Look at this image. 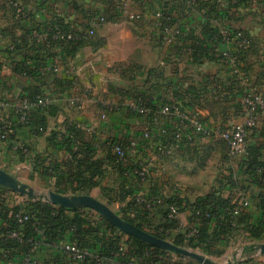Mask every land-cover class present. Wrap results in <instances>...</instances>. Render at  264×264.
<instances>
[{"label":"crops","instance_id":"1","mask_svg":"<svg viewBox=\"0 0 264 264\" xmlns=\"http://www.w3.org/2000/svg\"><path fill=\"white\" fill-rule=\"evenodd\" d=\"M3 2L4 0H0V100H8L10 104L0 108V121L9 115L13 104L31 96L36 87L40 88L51 98L46 110L49 112L51 107H55L57 111L54 116L48 115L46 111L43 132L36 133V128L29 127H20L17 130L16 138L27 143L32 152L51 155L58 160L65 158L67 154L64 151L49 146L47 137L52 131L62 132L66 126L72 125L83 131V137L93 146L96 158L105 159L110 154L111 145L115 143L125 147L130 163L146 166L147 178L143 182L131 173L127 163L123 164L125 169L121 174L107 166L101 180L102 186L119 189L120 185H125L135 189L134 195L147 194L150 188L158 187L164 195L174 192L182 194L180 187L168 192L164 190L165 185L163 187L161 183L164 181L163 175L166 171L165 162L173 160L179 152L190 147H193L191 149L194 152H200L203 144L199 143H203L204 140L209 143L212 141L210 137H200L204 140L198 138L190 147L176 150L169 156L157 155L154 146L158 142V131L163 127H173L175 120L170 115L162 114L159 109L151 117L129 110L128 103L133 101L134 91L152 92L151 102L156 107L160 105L159 100L178 101L186 107H195L204 125L212 129L228 128L241 123L244 119L243 95H237L233 106L230 99L224 102L226 97L231 98L229 89L243 87L244 91L247 87H252L264 96L263 3L234 5L233 0H201L200 4L206 5L210 11L205 17L200 15L197 8L188 11L184 4L176 0H166L163 6L170 7L178 15L177 29L180 32L176 39L167 42L159 38L153 26L150 0H138L136 5L129 6V12H138L142 15V19L137 22L129 21L126 13L120 11L116 0H25L28 10V18L25 20L17 17ZM97 15L105 16L106 21L95 26L93 36L84 35L83 43L72 55L65 53L62 47L56 45L44 53L35 52L30 46L22 45L16 50L12 49L15 43L18 44L20 39L24 38L29 28L49 26L54 22L82 25ZM223 27L244 30L252 36L254 42L248 56L240 62L239 73L233 78V82L231 79L233 73L230 70L224 71L215 59L206 58L202 63L193 62L187 47V44L192 43L189 37L203 39L206 33H212L214 37ZM221 47L230 48L231 45L221 44ZM36 53H39V59L44 55L48 56L49 62L59 66V71L52 72L48 69V64H43L39 67L35 79L23 77L13 71L11 64L13 59ZM73 95L85 96L87 102L83 108H76L68 103V97ZM217 100L221 101L223 106L220 111L215 112L212 105ZM109 107H113L111 112L106 111ZM103 113L106 114L104 118ZM146 129L150 132L148 138L143 135ZM263 129L264 109L258 114L254 135H249L248 142L260 139ZM20 156L17 150L12 148V142L0 140V169L8 172L5 165L16 169L26 168L41 179L32 171L28 159H21ZM238 164L237 161L236 169ZM224 174H228V171ZM13 175L20 179L16 174ZM53 184L54 179H49L46 183L48 188L42 192L54 191ZM6 189L7 191H0V228L5 225L6 213L12 212L17 206L23 207L25 201H30ZM98 193L99 189L95 188L91 196L98 199ZM227 194L226 191L225 195ZM243 197L249 200V195ZM115 204L119 208V204ZM113 205L110 208L114 211ZM135 214L134 211H129L131 217ZM189 215V211L185 210L177 217L180 227L185 230L191 226ZM95 218L96 230L91 234L99 238L118 234L123 254L129 261H134L136 257L130 251L132 249L130 236L122 231L107 229V221L100 215ZM154 232L161 233L162 229L158 228ZM28 239L31 251L36 253L39 264H77L68 260L61 252L60 245L66 241L67 236L57 243L43 239L35 241L32 238ZM95 241L90 239L88 244L92 245ZM260 243L264 241L242 242V238H239L230 242L222 253L225 254V251L228 253L225 260L223 259L227 260L224 264L231 262L232 259L236 264L247 260L264 264V254L256 249ZM89 245L84 249L94 255L98 264L118 261V256L109 258L99 256V241L92 246ZM247 246L251 248L245 249ZM240 248L243 249L241 252ZM157 260L154 264H199L193 259L173 253H170L168 258L159 257ZM0 264L16 263L11 257L6 258L4 254H0Z\"/></svg>","mask_w":264,"mask_h":264},{"label":"trees","instance_id":"2","mask_svg":"<svg viewBox=\"0 0 264 264\" xmlns=\"http://www.w3.org/2000/svg\"><path fill=\"white\" fill-rule=\"evenodd\" d=\"M197 1L199 5H202L200 4L202 3L201 0ZM233 2L235 3L234 5L251 3L250 0H233ZM257 3L264 4V0H257ZM55 26H58L63 31H72L80 36L82 35L79 39L68 43L54 41L56 46L62 47L63 51L69 55H72L75 49L83 43L82 33L89 27L88 23L66 25L54 22L49 26L29 28L26 30L24 38L20 39L18 44L15 43L12 49L16 50L22 45L30 46L35 52L44 53L51 50V48L47 49L40 45H30L28 35L34 29H42L51 33ZM78 28L80 30H77ZM246 33L250 35L248 32ZM189 39L192 40V43L187 44V47H189L193 62L202 63L206 58L218 60L213 53V47L221 45L219 32L214 37L212 33H206L203 35V39H196L193 36L189 37ZM253 43L251 36L250 45L245 49H239L231 53V56L240 64L253 48ZM38 54H25L20 56V58L13 59L11 63L13 71L21 76L25 73L28 78L35 79L38 75L39 67L50 63L48 56L44 55L43 58L39 59ZM222 69L224 71L230 70L228 67H222ZM238 73L231 75L232 82ZM242 89L239 87L235 88L236 91L234 88L229 89L231 90V98L226 97L224 102L230 99L233 106L237 95H244L249 87L244 89V91ZM40 93L42 94L43 91L36 87L31 96L26 97V100L32 101ZM152 95V92L148 90H136L133 93V96H135L133 102L144 106L147 109L146 114L150 117L156 110H160L162 104L171 103L170 101L159 100L158 104L160 105L156 107L151 102ZM47 107H35L31 110L29 123L27 124L15 123L14 121L15 135L8 140L12 142L20 127L36 128V133L43 132L46 124L44 114L47 111ZM56 111L55 107H51V110L47 112L48 115L54 116ZM106 111L111 112L108 109ZM13 113L12 110L9 113L12 118H14ZM2 127L3 124L0 123V132ZM163 128L170 131L173 130V127ZM161 129L158 131V140L162 139ZM252 131L249 134L250 136L254 135V131ZM198 138L200 137H196L195 140ZM47 141L49 146L55 150L64 151L67 154L66 157L58 160L51 155L32 152L27 143L26 153H21L18 150L17 152L21 155V159H28L32 171L37 173L43 181L47 183L49 179H54L52 188L59 194L92 195V190L98 188L97 198L104 201L109 207L118 203L120 216L124 220L159 238L170 240L179 246L186 245L196 248L209 256L222 255L229 243L237 241L239 238H242V242L244 240L251 242L264 241V131L262 137L257 139L256 142H247L245 153L238 157L241 159L238 160L237 171L234 172L233 168L228 167V174L225 175L223 173L222 177L217 179L209 191L203 195L191 200L179 192L164 195L158 189L159 187L150 188L148 192L150 195L156 194L160 196V202L155 203L151 210L145 208V202L138 203L136 195H134V188L120 185L119 189H113L101 184L107 166L112 167L121 174L125 169L123 164L127 163L129 170L134 175L133 171L136 167H139L138 163L133 164L129 160V163L117 162L111 150L105 159L96 158L93 146L83 137V131L72 125L66 126L62 132L52 131L47 137ZM192 142L194 141L184 140L181 149L190 147ZM0 191H7V189L0 186ZM226 191L228 192L227 195H225ZM248 195L250 207L242 208L239 204V198ZM171 206L176 208L178 214L185 210L189 211V225H191L189 228L187 227L185 230L180 227L178 216L176 218L169 216ZM19 210H24L28 215V220L18 223L14 217L8 219L9 213H6L4 215L5 225L0 228V246L2 250L0 254H4L6 258L11 257L14 262L20 260L24 254L31 252V243L28 238H32L33 241L43 239L47 242L57 243L59 240L64 239L65 236H67L66 241L74 242L82 249L89 245L88 240L90 239L96 240L95 243L99 241L98 254L100 257L118 256V261L115 260L114 263L108 264H127L129 262L125 254H123V250H119L120 240L118 234L107 238L104 236L99 238L91 234L96 230L97 221L95 217L99 216L91 209L85 207L65 208L48 202L30 200L25 201L23 207H15L12 213L14 214ZM129 211H134L136 213L135 216L131 217ZM106 225L107 229L110 228L112 231L121 232L108 222ZM158 228L162 229L161 233L154 232ZM192 228H196L197 233L188 236ZM12 232H16L18 236L12 237L10 235ZM129 241L132 247L130 251L137 261L150 264L152 262L154 264L159 257H170V253L167 251L150 246L134 237L130 236ZM62 254L67 258L64 253ZM60 256L62 257V255ZM79 264L98 263L94 257L87 256L84 262ZM239 264L256 263L247 260Z\"/></svg>","mask_w":264,"mask_h":264},{"label":"built area","instance_id":"3","mask_svg":"<svg viewBox=\"0 0 264 264\" xmlns=\"http://www.w3.org/2000/svg\"><path fill=\"white\" fill-rule=\"evenodd\" d=\"M116 1L117 5L120 7V11L126 13L130 22H137L142 19V15L140 13L128 11L129 6L136 5L138 0ZM165 1L166 0H150L151 17L153 26L157 30L159 38L163 41L171 42L180 34L179 30L177 29L179 17L170 7L163 6ZM176 1L184 4L188 11L197 8V11L200 13V15L205 17L208 15V7H206V5H199L197 0ZM250 2L252 4H256L257 0H250ZM3 4L10 7L14 11V14L20 19L25 20L28 18V10L25 6V0H4ZM105 21L106 18L103 15L91 17L88 21L89 27L87 30H85V32L82 33L83 36H93L95 26ZM77 30H80V28ZM81 36L72 31H63L58 26H55L53 28V32L51 33H48L42 29H34L29 33L28 39L30 45H40L48 49L55 45L54 41L68 43L70 41L79 39ZM219 39L221 44H229L231 47L222 48L221 45H215L213 47V53L218 59L217 62L222 67H228L231 73H238L240 64L235 61V59L231 56V53L239 49L247 48L251 43V36L241 29L223 27L219 30ZM48 69L52 72H58L59 66L56 63L50 61L48 64ZM22 76L27 77L25 76V73H23ZM67 100L71 106L76 108H83L87 102V99L84 95L69 96ZM50 102L51 98L43 92L42 94L40 93L36 95L35 99L32 101L23 99L13 104L12 111L14 112V118L10 117L11 115H8L0 122L3 124L2 131L0 132V140H8L11 138V136L15 135V128H13L14 121L15 123H29L30 111L35 107H47ZM8 104H10V101L0 100V108ZM242 105L244 108V119L241 123L224 129H212L204 125L195 107H186L178 101L162 104L159 111L164 115L172 116L175 120V124L172 131L166 130L165 128L161 129L160 133L162 139L158 140L154 146L157 155L161 157L169 156L174 151L181 149L184 140L195 141L196 137L218 138L226 145L228 156L231 158L243 155L246 151L249 134L256 127L258 114L264 109V96L255 88L249 87L242 97ZM109 108L108 110H113V107ZM128 109L138 114L147 113V109L144 106L137 105L133 101L128 103ZM105 116L106 114L103 113L102 117L104 118ZM143 135L144 137L148 138L150 136L149 130L146 129ZM12 148L14 150L20 151L21 153L27 152L26 143L17 139L16 136H14L12 140ZM111 153L117 162L126 163L129 160L128 152L121 144H112ZM133 173L140 181L143 182L146 180L147 169L145 165L139 164V167H136ZM136 200L138 203L145 202V208L147 210H151L155 203L160 202V196L156 194L150 195V193L137 194ZM239 204L242 208L250 207V201L245 197L240 199ZM235 213H237V211H235ZM169 216L172 218H176L178 216L175 207H170ZM11 217H14L18 223H23L28 220V215L24 212V210H19L14 214L10 212L7 218L10 219ZM196 233V228H192L188 233V236L195 235ZM10 235L12 237L18 236L16 232H12ZM60 249L61 252L67 256L68 260L75 263L84 262L87 256L92 258L94 257L93 254H90L85 249L80 248L74 242L65 241L60 245ZM119 250L122 251L123 247L120 246ZM242 250L243 249L240 248L239 252ZM15 263L39 264V260L36 253L31 251L30 253L24 254L22 258ZM229 263L236 264V261L232 259ZM128 264L149 263L134 260L129 261Z\"/></svg>","mask_w":264,"mask_h":264},{"label":"rangeland","instance_id":"4","mask_svg":"<svg viewBox=\"0 0 264 264\" xmlns=\"http://www.w3.org/2000/svg\"><path fill=\"white\" fill-rule=\"evenodd\" d=\"M252 59H254V57ZM222 106L223 103L217 100L213 103L212 109L218 112L222 109ZM3 119L4 117L2 120ZM199 140L202 141L204 139L200 138ZM202 142L203 143H199L200 145L203 144V148L200 152H194L191 149L193 147H190V149L179 152L173 160H167L165 162L166 171L164 175H167L169 178L163 175L164 181L161 184L163 187L165 185L164 190L166 192L180 187L182 195L192 200L208 192L215 181L222 177L224 172L228 171V167L233 168L234 172L237 171L236 164L238 159H229L225 145L218 138L212 137L210 143L205 140ZM5 168L8 172L16 174L22 182L30 184L38 191L48 188L45 181L39 179L36 174L31 173L26 168L16 169L7 167L6 165ZM113 208L114 212L120 216L119 208L116 207V204L113 205ZM183 247L206 255L196 248H191L186 245ZM226 254L228 253L225 251V254L220 256H206L212 258L216 262L224 263L227 261H223Z\"/></svg>","mask_w":264,"mask_h":264},{"label":"water","instance_id":"5","mask_svg":"<svg viewBox=\"0 0 264 264\" xmlns=\"http://www.w3.org/2000/svg\"><path fill=\"white\" fill-rule=\"evenodd\" d=\"M0 186L8 188L26 197L28 200L48 202L50 204L65 208H89L98 213L108 223L120 231L128 234L131 237L139 239L150 246L166 250L176 255L188 257L195 260L199 264H224L218 263L202 253L176 245L168 240L159 238L151 233L146 232L145 230L140 229L134 224L124 220L109 206L91 195H62L52 190H46L44 192L38 191L27 183L22 182L15 175L10 174L2 169H0ZM247 248H251V246L245 247V249ZM256 249H259L260 253L264 254V243L257 245Z\"/></svg>","mask_w":264,"mask_h":264}]
</instances>
